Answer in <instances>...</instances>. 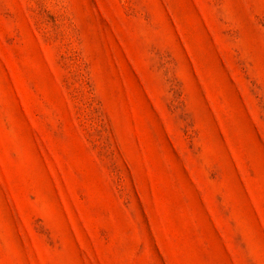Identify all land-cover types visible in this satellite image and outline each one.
Listing matches in <instances>:
<instances>
[{
    "label": "rangeland",
    "instance_id": "rangeland-1",
    "mask_svg": "<svg viewBox=\"0 0 264 264\" xmlns=\"http://www.w3.org/2000/svg\"><path fill=\"white\" fill-rule=\"evenodd\" d=\"M0 264H264V0H0Z\"/></svg>",
    "mask_w": 264,
    "mask_h": 264
}]
</instances>
